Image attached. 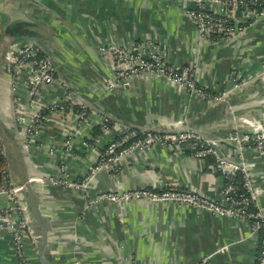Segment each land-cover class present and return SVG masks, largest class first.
Listing matches in <instances>:
<instances>
[{"label":"crops","instance_id":"crops-1","mask_svg":"<svg viewBox=\"0 0 264 264\" xmlns=\"http://www.w3.org/2000/svg\"><path fill=\"white\" fill-rule=\"evenodd\" d=\"M0 10L12 19H32L33 29L39 33L34 40L4 37L8 48L24 41L35 43L53 59L73 94L113 124L109 132L99 125L83 128L74 136L70 156L63 151L61 125H45L41 144L31 147L36 155L33 162L26 161L30 173L35 171V160L49 173L65 162L68 175L80 178L94 159L95 149L105 145L121 126L139 131L185 128L220 140L232 131H243L247 119L264 125V76L234 86L238 70L264 59V21L234 42L211 46L198 39L193 22L172 0H0ZM2 19L0 15V22ZM151 36L164 41L169 62L198 64L200 83L215 91L225 90L224 100L209 103L161 78L144 75L133 76L128 83L117 81L109 88L116 76L100 46L116 43L127 47ZM46 90L52 95L53 86ZM11 98L2 66L3 120L10 115L6 105ZM81 137L86 146L80 143ZM223 146L233 153L232 145ZM244 156L261 164L255 175L264 181V155L249 150ZM213 164L212 157L196 159L176 147L153 146L123 156L119 187L174 186L218 198L224 181ZM113 185L105 174L91 184L101 190ZM61 190L54 185L38 188L52 219L43 253L39 254L38 243L25 249L31 264H195L208 254V264L254 263L258 246L245 219L212 215L190 205L143 200L119 205L101 202L86 208L78 191L71 189L63 198ZM1 201H6L4 195ZM40 224H36L39 230ZM222 246L224 250L219 251ZM0 264H20L5 233L0 235Z\"/></svg>","mask_w":264,"mask_h":264},{"label":"built area","instance_id":"built-area-1","mask_svg":"<svg viewBox=\"0 0 264 264\" xmlns=\"http://www.w3.org/2000/svg\"><path fill=\"white\" fill-rule=\"evenodd\" d=\"M188 15L194 24L198 39L208 45L218 46L234 42L264 21V0H172ZM100 50L110 59L116 79L109 83L114 88L117 81L128 83L136 75L163 79L177 90L200 95L206 102L220 103L225 90H212L200 83L199 66L195 62L174 64L164 52V41L157 36L146 37L123 47L116 43L101 45ZM4 69L12 98L6 107L24 152L32 161L36 156L32 146H39L45 125H61L65 139L63 151L70 156L74 136L83 128L98 126L104 132L113 128L111 119L97 115L90 106L76 97L58 73L53 59L40 52L31 41L10 45L5 53ZM264 76V59L244 71L238 70L235 87L249 80ZM52 95L46 88L52 87ZM61 88V92L56 90ZM23 94H17V91ZM264 102V100H263ZM84 146L87 142L79 139ZM215 143L219 154L212 146ZM223 145H232L233 153ZM153 146L176 147L196 159L213 158V166L224 184L219 197L213 198L195 189L166 186L119 187L120 164L124 155ZM30 149V150H29ZM254 151L264 155V125L246 120L243 131H232L220 140L188 129L179 131H139L121 126L105 145L95 149L94 159L85 173L78 179L71 178L65 162L58 164L54 173L45 172L40 163L34 161V172L29 180L39 186L61 187V197L71 189L78 191L86 208L97 207L101 202L112 205L143 200L148 203H173L202 208L212 215L245 219L248 233L258 248L253 264H264V181L255 175L258 161H249L245 152ZM52 151H50L51 153ZM68 152V153H67ZM33 162V161H32ZM101 174L107 175L114 185L107 189H93L91 184ZM22 185L16 184L7 167L0 171V235L7 234L14 255L20 264H31L26 254L27 245L34 244V235L29 227L28 210L20 198ZM6 197L2 202L1 197ZM75 236V235H74ZM73 236V237H74ZM225 246L219 247L223 251ZM210 255L201 256L195 264H208Z\"/></svg>","mask_w":264,"mask_h":264},{"label":"water","instance_id":"water-1","mask_svg":"<svg viewBox=\"0 0 264 264\" xmlns=\"http://www.w3.org/2000/svg\"><path fill=\"white\" fill-rule=\"evenodd\" d=\"M2 20L0 22V44L4 37L8 39H14L17 37L34 40L39 35L38 32L34 31L36 24L30 18H11L5 12L0 10ZM8 49L7 43L4 48L0 50V67L4 66L5 53ZM8 120H3L0 116V138L3 146V153L7 163V167L14 178L16 184L22 185L20 189V198L27 207L28 210V224L34 235V243L39 245V254H42L47 239L49 237L50 222L52 219L51 215H47L45 212V205L43 204L38 188L41 187L34 181L29 180L32 172L28 171L26 161L28 157L24 152V147L21 144L19 137L15 130V124L11 119V114L7 117ZM212 146L216 151L220 153L217 145L212 143ZM41 223V224H40ZM36 224H40L42 229L39 230Z\"/></svg>","mask_w":264,"mask_h":264},{"label":"trees","instance_id":"trees-1","mask_svg":"<svg viewBox=\"0 0 264 264\" xmlns=\"http://www.w3.org/2000/svg\"><path fill=\"white\" fill-rule=\"evenodd\" d=\"M2 12H5L4 10H1ZM6 13V12H5ZM8 39V37H7ZM7 41H4V39L2 40L0 46H2L4 43H6ZM3 146H2V142H1V138H0V171L3 169V167L6 164V160L5 157L3 155Z\"/></svg>","mask_w":264,"mask_h":264},{"label":"rangeland","instance_id":"rangeland-1","mask_svg":"<svg viewBox=\"0 0 264 264\" xmlns=\"http://www.w3.org/2000/svg\"><path fill=\"white\" fill-rule=\"evenodd\" d=\"M58 92H61V90H59V89H58ZM18 93H19V94H20V93H21V94H23L24 92H23V91H20V90H18V91H17V94H18ZM7 115H8V114H7ZM6 119L8 120V118H7V117H6ZM8 121H9V120H8ZM29 150H30V149H29ZM5 166H6V164H5Z\"/></svg>","mask_w":264,"mask_h":264}]
</instances>
